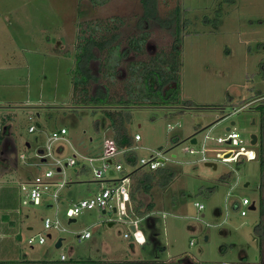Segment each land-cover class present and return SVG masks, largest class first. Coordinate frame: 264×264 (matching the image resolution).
Instances as JSON below:
<instances>
[{"label": "rangeland", "instance_id": "rangeland-1", "mask_svg": "<svg viewBox=\"0 0 264 264\" xmlns=\"http://www.w3.org/2000/svg\"><path fill=\"white\" fill-rule=\"evenodd\" d=\"M116 18L124 22L118 30L124 48L128 37L144 30L151 33L147 56L180 45L177 87L171 84L153 91L145 81L152 100L118 109L117 117L132 137L131 149L137 158H163L166 162L160 168L173 171L174 179L161 185L157 177L146 193L135 176L131 183L126 177L125 184H131L128 188L135 195L127 215L115 197L113 207L118 211L88 209L70 221L67 210L75 202L114 183L107 175L103 181L96 179L90 162L80 157H100L106 138L115 142L116 138L101 109L75 106L72 77L86 76L79 71L75 49L79 31L87 22L113 23ZM96 54L100 53L96 50ZM146 55L137 59L145 60ZM126 62L121 80L126 76ZM98 65L97 61L92 64L94 74ZM149 73L145 79L157 81L158 73ZM103 84L105 78L94 84L99 95ZM115 84L112 91L123 89L121 81ZM175 94L173 103L170 98ZM123 102L131 104L134 99ZM194 105L198 107L190 109ZM260 105H264V0H110L97 6L88 0H0V174L5 172L0 178V252L9 258L52 261L65 254L66 264L87 257L152 256L150 244L134 255L129 249L132 238L124 234L131 232L129 210L136 216L138 207L147 212V205L153 203V210L138 226L149 232L151 242L156 239L158 246L166 247L159 252L161 258L189 255L209 263L238 261L241 255L252 259L256 249L251 234L260 219V162L258 155L251 161H221L239 146L219 142L218 137H225L231 127L241 135L242 145L264 147ZM233 108L240 109L230 114ZM31 126L36 129L30 131ZM62 128L67 130V141H60L64 151L54 150L53 156L65 165L75 153L78 162L64 166L65 173L55 174V180L66 181L57 201L45 194L41 203L31 204L29 189H22V177L57 171L55 159L44 157L41 163L38 150ZM208 133L205 155L217 164L216 169L205 165L201 152H188L190 147L200 150ZM136 134L140 141L135 140ZM193 135L196 144L190 142ZM252 135L258 136L255 145ZM119 159L129 173L124 157H115L114 162ZM93 165L101 166L102 161ZM142 170L152 171L148 166ZM115 175L116 179L124 176L119 170ZM244 197L255 200L257 209L237 207ZM196 203L204 208L198 210ZM47 217L59 220L60 228L46 229ZM85 231L93 236L79 241L78 235ZM40 234L45 237L43 243ZM60 238L62 246L57 248ZM108 246L113 252L106 254Z\"/></svg>", "mask_w": 264, "mask_h": 264}, {"label": "trees", "instance_id": "trees-1", "mask_svg": "<svg viewBox=\"0 0 264 264\" xmlns=\"http://www.w3.org/2000/svg\"><path fill=\"white\" fill-rule=\"evenodd\" d=\"M88 1L93 6H97L105 4L110 0ZM123 24V19L120 18H116L113 23H107L102 20L98 24H95V22L90 21L87 22L84 29L82 28L79 31L76 45V51L79 53L80 57L79 67L81 70L79 71L80 73L81 71L85 73L86 76L80 78L72 77L73 99L74 104L77 107L99 108L103 111L106 118L110 121V128L114 130L118 149L124 150L123 157L126 165H135L138 158L135 152L131 149L133 146L132 137L127 133L126 128L123 125H120L117 120L118 109H125L129 106L140 105L143 102L152 100L150 91L146 92L145 81H148V84L153 91L157 89L164 90L166 86H170L171 84H176L177 87L180 68L178 65L180 62V59L178 58L180 56V45H173L169 50L160 49L154 54L147 56L146 44L150 38V33L144 30L136 36L132 35V37H128L127 45L124 48L119 39L120 36L118 32ZM96 50L100 53L98 56ZM131 53L135 54L136 59L140 55H146L148 58L145 60L139 58L135 61H127L126 58ZM123 60L127 61L125 66L126 76L121 80L119 79V75L123 68ZM95 61L99 63L98 74H94L92 71V64ZM154 71L158 73L157 81H154L153 79L146 80L145 78H150L151 73L149 72ZM102 78H105L106 84H103L104 92H100L101 95H99V91H94L97 90L94 88V84L98 82L101 84ZM117 81L123 83V89L112 91V88L117 86L115 84ZM139 94L142 95V97ZM121 97L123 98L122 100L120 99ZM172 98H170V100L173 101V103H176V94L174 95V98ZM129 99H134V102L131 104L123 102ZM197 107L198 106L195 105L190 106V109H195ZM260 107H262L261 109H263V112L264 105H260L258 108ZM262 127L264 128V123L262 124ZM257 154L260 162V171L262 173V183L259 188V212L262 217V215H264V147L262 145L257 149ZM240 160L241 159H238L237 161L240 162ZM142 171L141 167H136L131 173H129V176L135 175L136 184L143 187L146 193H149L154 180L157 177L161 178V185H165L174 179V172L170 169L158 168L148 172ZM134 198V193L130 191V201ZM153 208V203L147 205V212L138 207L136 216L144 217V215L151 212ZM50 261L52 260H44L46 263H49Z\"/></svg>", "mask_w": 264, "mask_h": 264}, {"label": "built area", "instance_id": "built-area-1", "mask_svg": "<svg viewBox=\"0 0 264 264\" xmlns=\"http://www.w3.org/2000/svg\"><path fill=\"white\" fill-rule=\"evenodd\" d=\"M237 109H234V112H237ZM180 126V123L178 124ZM169 129H173V125L168 126ZM36 129L35 126H31L29 128L30 131H34ZM67 133V130L65 128H62L60 131L53 132L52 135L48 138V142L46 147L43 149L44 153L42 155H38L40 157H49L52 156L55 159V165L57 166V171L54 169L46 170L43 174H37L31 179H29L24 185H22L23 190L29 189V199L30 203L32 204H39L41 203L42 198L45 194H49L55 201L58 200L60 197V190L65 186L66 181L63 180H55L54 176L56 173H65L64 166L68 165H75L78 162V154H75L67 159V162L64 163L60 158H56L53 156L54 150L57 151L58 145H60V141L66 140L64 134ZM210 138L209 133L206 134L205 140L203 143V147L198 150L194 147H190L188 149L189 153H196L201 152L203 154L202 160L207 161L206 157V147L205 143L206 140ZM135 140H141V136L139 134L135 135ZM219 142H225L229 145L239 146V149H235L232 151L226 152L222 157L221 161L223 162H229V161H237L240 158H245L248 161L256 160L257 158V151L253 148H247L246 146L242 145L244 143V140L241 138V135L233 129H230L228 134L225 137H218ZM198 143V141H197ZM124 150H119L117 143L111 139L106 138V143L104 145L103 153L100 157H84L80 155L81 158H84L85 160L90 162V166L93 169L94 177L98 180H102L106 175L110 178L109 181L114 182L111 185H108L104 188H102L99 192H97L94 196L89 198L80 199L78 202H75L73 204V207L69 208L67 210V216L70 218H74L81 214L84 210L88 209H99V210H107L114 208L113 207V201L115 197L119 200V209L125 214L127 210V204L130 201V190L127 185H125L123 182H116L118 179H115L116 170L121 171L123 169L122 164L115 163L113 161L114 157ZM230 153L228 156L227 154ZM160 154V153H159ZM22 159H25V154L22 153L20 155ZM158 156L151 155L148 158L142 157L138 159L137 163L135 165H129L131 169H135L136 167H146L148 166L150 170H156L163 166L166 162L163 158H157ZM46 159V158H45ZM96 160L102 161L101 166H95L93 163ZM42 163V161H41ZM40 163V164H41ZM60 169V170H58ZM113 172V174H110V172ZM103 181V180H102ZM25 203H27L25 201ZM253 200H251L248 197H244L241 202L236 203L237 207H244L248 206L250 209V206L252 205ZM196 207L198 210H201L204 208V205L201 203H196ZM241 215L245 216L247 215V210L243 209L241 210ZM138 220L132 221V224H134L135 230H131L129 233H125L124 237L126 238H132L135 242L139 244H143L144 241V233L143 231L137 227ZM44 226L46 229L51 228H60V222L59 220H52L51 218L47 217L44 219ZM91 236L90 231H85L78 235L79 241L85 240ZM34 239H29V243L33 244ZM39 242L43 243L45 242V237L40 234ZM62 260H66V255H61Z\"/></svg>", "mask_w": 264, "mask_h": 264}, {"label": "flooded vegetation", "instance_id": "flooded-vegetation-1", "mask_svg": "<svg viewBox=\"0 0 264 264\" xmlns=\"http://www.w3.org/2000/svg\"><path fill=\"white\" fill-rule=\"evenodd\" d=\"M148 46H149V41L146 44L147 49H148ZM131 54H129V56L126 58L127 61L133 60V58L136 57V56L130 57ZM168 87L169 86H166L165 89ZM178 108H181V107H178ZM259 216H260V212H259ZM251 235H252V239H253L255 249H256V253L253 255L252 259H249L248 256L246 255H241L238 261H222L219 263L217 262L209 263L206 261L197 260L189 255H181L175 259H170V258L165 259V258H161L160 253L161 252L163 253L166 247L158 246L156 242H153L150 244V250L152 251L151 253L153 254L152 256H148V257L142 256L139 258H129L128 256H125V257H119L115 259L110 258L107 260H101L100 258L95 259V258L87 257L85 259H81V260L74 261V262L67 263V264H264V215H262V217L260 216L259 221L253 227V231ZM129 247H130L129 249L133 252L134 247L132 246H129ZM145 247H149V244L145 243L140 248L144 249ZM44 260H48V259L41 260V259H29V258L21 259L20 258L19 261L17 260L15 262H10L9 264H66L64 263L65 260H62V259L56 260V261H50L49 263L44 262ZM0 264H5V262L0 261Z\"/></svg>", "mask_w": 264, "mask_h": 264}, {"label": "crops", "instance_id": "crops-1", "mask_svg": "<svg viewBox=\"0 0 264 264\" xmlns=\"http://www.w3.org/2000/svg\"><path fill=\"white\" fill-rule=\"evenodd\" d=\"M240 108H238L237 110H239ZM219 120V119H218ZM66 139V141H67V138H65ZM136 141H140V140H136ZM28 145L30 146V144L28 143ZM63 149V151H64V144L63 143H61L60 145H58V147H57V152H60L61 153V150ZM123 153H124V151L123 152H121L120 154H118V155H116L115 157H120V156H122L123 157ZM90 157H93V156H90ZM114 157V158H115ZM113 161H114V159H113ZM116 163H120V159L118 160V162H116ZM129 166V165H128ZM131 171H133L132 169H131ZM131 171L129 172V173H131ZM123 172V173H122ZM4 173L5 172H3V173H1L0 174V178L1 177H3V175H4ZM129 173H127L126 172V170H125V167H123V169L121 170V174H123L124 176L121 178V179H118V181H116V182H123L124 184H125V179H126V177H129V179H130V183L132 182V177H134L135 175H133V176H129ZM126 175V176H125ZM23 179H24V181L23 182H21V184L23 183V184H25L29 179H31V178H25L24 176L22 177ZM115 179H116V175H115ZM120 180V181H119ZM22 184V185H23ZM126 185V184H125ZM108 186V185H107ZM127 186H129L130 188H131V184L130 185H127ZM104 187H106V186H102L100 189H102V188H104ZM84 199V198H83ZM253 202H255V204H256V206H257V202L255 201V200H253ZM32 204V203H31ZM129 205H131V202H129L128 204H127V210H128V207H129ZM116 207H114L113 209H115ZM116 211H118L117 209H116ZM115 211V212H116ZM130 212H131V215H129L130 217V219H129V224H130V228L132 227V225H134V224H132V221H134V220H138V223H137V227H139L138 226V224L142 221V219L144 218L145 219V217H146V215H149L151 212H148V213H146L145 215H144V217L142 216V217H138V216H135V214H134V212L132 211V210H129ZM132 214H133V216H132ZM113 223H110V225H112ZM135 226V225H134ZM136 227V226H135ZM142 231H143V233H144V241H143V244L142 245H140L139 243H137V242H135L134 240H132L131 242H129V246H132V247H134V250H133V254L135 255V254H138L139 253V250H140V247H138V246H143L145 243H147V244H151V243H153V242H151L150 241V239H151V235L149 234V232H146V231H144V229H142L141 227H139ZM132 230V229H131ZM91 236H93V235H91ZM92 238V237H91ZM155 240V242L158 244V241H156V239H154ZM150 242V243H149ZM136 249V250H135ZM105 252H106V254H108V253H112L113 252V250H112V248L111 247H107V249H105ZM120 256H113V257H108L107 258V256L106 257H103V258H100L101 260H107V259H110V258H113V259H115V258H119ZM0 258H2V260H0V261H4L5 262V264H9L10 262H15V261H19L20 260V258L19 257H16V258H9V257H6V256H4L3 255V253L2 252H0ZM92 258V257H91ZM26 259H28V258H26Z\"/></svg>", "mask_w": 264, "mask_h": 264}, {"label": "water", "instance_id": "water-1", "mask_svg": "<svg viewBox=\"0 0 264 264\" xmlns=\"http://www.w3.org/2000/svg\"><path fill=\"white\" fill-rule=\"evenodd\" d=\"M231 114V113H230ZM229 114V115H230ZM235 124V122L233 121L232 122V125H234ZM231 129V127H228L227 128V130H230ZM189 139H190V142L192 143V144H196L197 143V138L193 135V136H191V137H189ZM257 141H258V136H256V135H252V137H251V144L252 145H255L256 143H257ZM29 146V145H28ZM159 149H161V148H159ZM44 153V151H43V149H39L38 150V155H42ZM230 153H228L227 154V156L229 155ZM41 161L42 162H44V161H46V159L44 158V157H41ZM205 165L206 166H209V167H213L214 169H216L217 168V164L215 163V162H211V161H207V162H205ZM58 170H60V169H58ZM123 173V172H122ZM110 174H113V172L111 171L110 172ZM249 185V183L247 182L246 184H245V186H248ZM250 209H252V210H255V209H257V206H256V204H255V202H253L252 203V205L250 206ZM114 211H116V208L114 209ZM103 213H106V210H103ZM76 219L75 218H71L70 219V221H75ZM131 229L134 231L135 230V226L134 225H132V227H131ZM48 236H51L50 234L48 235ZM62 238H60L59 240H58V242L56 243V247L57 248H59V247H61L62 246Z\"/></svg>", "mask_w": 264, "mask_h": 264}, {"label": "clouds", "instance_id": "clouds-1", "mask_svg": "<svg viewBox=\"0 0 264 264\" xmlns=\"http://www.w3.org/2000/svg\"><path fill=\"white\" fill-rule=\"evenodd\" d=\"M234 109H235V108H233V112H231V114L234 113ZM238 111H239V110H238ZM255 150L257 151V149H255ZM257 155H258V154H257ZM240 159H241V158H240Z\"/></svg>", "mask_w": 264, "mask_h": 264}]
</instances>
